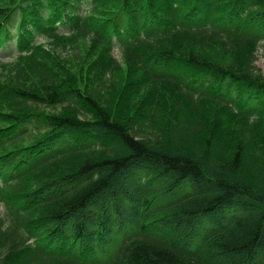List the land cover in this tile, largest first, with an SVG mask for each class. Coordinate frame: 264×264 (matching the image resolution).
I'll list each match as a JSON object with an SVG mask.
<instances>
[{
  "label": "trees",
  "instance_id": "trees-1",
  "mask_svg": "<svg viewBox=\"0 0 264 264\" xmlns=\"http://www.w3.org/2000/svg\"><path fill=\"white\" fill-rule=\"evenodd\" d=\"M38 37L91 46L69 65ZM12 43L0 264H264V0H0ZM114 49L124 88L101 105Z\"/></svg>",
  "mask_w": 264,
  "mask_h": 264
},
{
  "label": "rangeland",
  "instance_id": "rangeland-1",
  "mask_svg": "<svg viewBox=\"0 0 264 264\" xmlns=\"http://www.w3.org/2000/svg\"><path fill=\"white\" fill-rule=\"evenodd\" d=\"M81 12H86L88 9V5L84 3L80 7ZM37 41L42 45V47L47 50L50 53H53L55 57L66 61L69 65L75 64V62H81L83 59V54H85L89 47L91 46L89 40L81 41L78 45L72 44V46H67V42L63 44H53L52 41L46 40L45 38L38 37ZM63 48L66 52H64ZM17 52H16V46L15 43H12L7 49L4 51H0V67L3 65L10 64L14 59L16 58ZM112 56L115 58V60L120 63L123 70L113 72L109 76L103 77V78H97L95 77L93 81H90V93L95 97V99L101 104V105H115V103L118 102L121 93L123 92V83L125 81V74L127 70V66L124 64V59L122 58V55L118 49H114L112 52ZM256 68L260 74L261 77L264 78V44H262L258 52L256 53ZM172 101L176 107H178V103L176 100H174L172 96ZM2 105H5L6 109H11V106L5 102L2 103ZM59 109L58 108H50L46 112L53 114L57 113ZM171 113V112H170ZM165 115L167 118H171V114L169 112H165ZM137 116V115H136ZM140 125L144 129H150L149 123H145L142 119L140 121ZM142 128V129H143ZM140 134V133H139ZM139 136V135H138ZM245 142H247L248 138L247 136L244 137ZM249 141V140H248ZM190 191V188L183 187L181 189H178L171 193L167 198L166 201H172L177 198H180L187 194ZM227 216V215H225ZM207 217H204L202 220V225L200 227V233L197 237H194L193 242L191 243V246H196V242L198 241V238L201 234L204 233L203 229L205 228V222ZM220 219V217H219ZM224 264V263H220Z\"/></svg>",
  "mask_w": 264,
  "mask_h": 264
}]
</instances>
